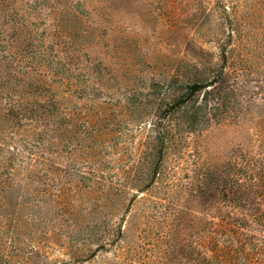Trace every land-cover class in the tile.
<instances>
[{"label":"rangeland","instance_id":"obj_1","mask_svg":"<svg viewBox=\"0 0 264 264\" xmlns=\"http://www.w3.org/2000/svg\"><path fill=\"white\" fill-rule=\"evenodd\" d=\"M260 126L264 0H0V264H200Z\"/></svg>","mask_w":264,"mask_h":264},{"label":"trees","instance_id":"obj_2","mask_svg":"<svg viewBox=\"0 0 264 264\" xmlns=\"http://www.w3.org/2000/svg\"><path fill=\"white\" fill-rule=\"evenodd\" d=\"M227 76L220 69L212 78L185 87L174 105L182 110L187 128L202 127L220 110L229 92ZM258 133L256 150L232 163L224 179H213L223 196L215 207L221 218L213 223L206 253L198 255L200 264H264V126Z\"/></svg>","mask_w":264,"mask_h":264}]
</instances>
